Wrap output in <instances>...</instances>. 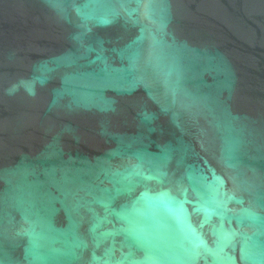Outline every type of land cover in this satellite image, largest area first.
I'll return each mask as SVG.
<instances>
[{"label": "water", "instance_id": "1", "mask_svg": "<svg viewBox=\"0 0 264 264\" xmlns=\"http://www.w3.org/2000/svg\"><path fill=\"white\" fill-rule=\"evenodd\" d=\"M0 264H264V0H0Z\"/></svg>", "mask_w": 264, "mask_h": 264}]
</instances>
